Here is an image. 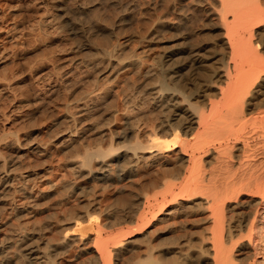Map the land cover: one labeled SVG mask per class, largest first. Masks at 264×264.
Returning <instances> with one entry per match:
<instances>
[{
	"label": "bare ground",
	"instance_id": "bare-ground-1",
	"mask_svg": "<svg viewBox=\"0 0 264 264\" xmlns=\"http://www.w3.org/2000/svg\"><path fill=\"white\" fill-rule=\"evenodd\" d=\"M25 2L41 11L35 20L38 26L52 31L63 21L61 15L48 12V7H58L55 0ZM81 3L76 8L87 11L88 3ZM167 4L168 23L157 16L149 43L139 36L143 41L138 38L140 45L135 47L124 37L118 44L103 46L96 58L97 67L105 64L111 73L118 64L121 73L142 81L139 92L124 99V104L133 105L123 109V131L105 129L102 135L109 137V144L76 155L70 168L77 176L86 173L118 191L128 190L124 182L129 181L133 188L128 183L132 189L115 199L117 209L106 207L105 212L97 201L92 209L105 214H97L96 221L84 205V215H75L60 203L61 197L56 199L61 193L59 172L42 180L45 176L40 184L30 181L25 162L5 153L7 145L18 150L28 145L26 133L8 129L12 136L6 140L3 127L13 110L0 108V264H264V0ZM1 5L3 61L5 42L18 43L23 33ZM130 15L125 7L121 22ZM50 59L41 60L30 75L39 67L41 75L53 72L57 65ZM13 83L2 78L3 94ZM99 90L87 95L85 91L71 107V128L62 145L78 140L82 120L103 96ZM116 111L109 114L108 123L117 118ZM27 147L39 155L53 151L39 142ZM54 166L46 168L49 174ZM51 199L54 203L49 205ZM47 203L42 208L48 211L47 222L39 229L28 227L29 210ZM123 223L129 225L120 229ZM88 230H93L92 238L82 243ZM72 248L77 253L68 256Z\"/></svg>",
	"mask_w": 264,
	"mask_h": 264
},
{
	"label": "rangeland",
	"instance_id": "rangeland-1",
	"mask_svg": "<svg viewBox=\"0 0 264 264\" xmlns=\"http://www.w3.org/2000/svg\"><path fill=\"white\" fill-rule=\"evenodd\" d=\"M25 1L27 0L0 1V4L2 3V9L7 14V17L9 20L12 19L10 22L14 21L15 24H17L19 34L23 33L21 34V38H16V41H19L18 43L15 41L11 43L9 41L5 42L6 49L3 56L5 57L7 55L8 58L6 56V60L2 57L3 61H1L0 58V81L3 77H8V79L14 82L8 94H3L0 89V108L3 107L4 109L6 107L8 109L5 108L4 110H13L12 115L8 118L10 120L9 124H6L7 126L5 125V127H3L4 131H2L5 133V138L7 137L6 140H8L9 138L11 139L12 136L8 134V129L10 131H14V129L16 131L17 129L22 136L26 133L25 141H29L28 145L32 142L45 143L48 147H51V151H53L49 155H39L30 152L27 147L28 145H25L24 148L19 150L16 149L14 145L13 147L7 145L6 148L8 150L6 149L7 151L5 153L8 157L25 162L27 172L30 173V181L40 184L42 180H46L48 177L51 179L54 178L59 172L58 179L60 181V191L63 194L58 193L56 199L58 200V198L61 197L60 203L62 205L64 204L63 206L66 208L68 205V208L70 207L69 209H71L72 213L75 215H82L84 213L82 206H86V209L88 208L87 210L94 215L92 219L96 221V219H99L105 214L104 211L106 212V210H108L107 208L113 206L117 209L116 203L114 202L115 199L123 197L125 192L132 189L133 186L129 181L124 182L125 186L127 185L126 188L125 186L124 188L128 190H119V192L117 186L99 179L93 181L86 173L85 175L77 176L70 168H72L71 166H73V163L78 160L76 157L82 156L86 149H92L98 146L106 147V145L109 144V137L102 135L106 132H104L105 129L107 130L109 127L119 133L123 131V128L126 126V124L123 123V121L125 122L126 116V112L123 109L125 105L128 106V108L133 105L130 101V103L128 102L129 104H124V99L130 95H136L142 87V81L139 77L131 73L130 78L129 74L121 73V70H117L119 68L118 64L113 67L114 70L112 69L111 73H109V66L105 64H98V68L96 65L98 61L100 62V60H98L101 54L100 49L103 46L105 47L113 43V41L118 44L122 40H125V38H129V42L135 47H137V44L138 46L140 45V37H146L143 38V40L145 39V44L149 43V38H151L157 26L158 21H156V18L159 17L158 20L163 19V23L169 18V11L168 8H166L169 0H55L56 2L53 4L58 5V7H48L50 8L48 12H53L63 17H61V21L63 20L60 22L61 26L59 25L57 29L54 28L57 32L53 31L54 29L51 31L52 28L47 25L38 26L35 20L38 19L39 14L41 15V11L35 12L34 8L32 6L30 7ZM32 1L35 2V5L41 0ZM81 2L83 5L84 3L86 5L88 3L87 11L81 12V9L78 7L77 10L76 6ZM49 6H51L50 2ZM125 7L132 16L130 15L129 18L126 17L123 23L121 22V17L123 16ZM190 9L191 8H189V10ZM79 10L80 12H78ZM164 19H166L165 22ZM167 23L168 21L166 24ZM124 25L128 27L126 32L123 31ZM36 26L39 31L38 29L36 30ZM164 26L165 25L162 27ZM54 33L55 37H52ZM147 36L150 37L148 38ZM50 58L56 61L57 68L51 73L47 72L46 75L43 74V76L40 73L41 68L39 67L35 74L34 72L32 73L34 74L32 75L33 78L30 73L35 67L41 64V60L43 62H50ZM39 76L41 77L40 80L38 79ZM106 89L107 93L105 92ZM92 90H102L101 96L103 95V99H100L99 105L97 106L98 108L91 109V114L89 113L90 115L88 114L86 116L89 117L82 120L80 126L82 125L84 127L83 130L76 135L78 140L72 143L73 145H62V143H64L63 140L68 138V128H71V121L68 116L72 110L71 107L76 104L77 100L85 97V91V95H87V93ZM3 98L5 99L3 100ZM115 110H117L114 113L115 115L117 114V118L114 117L115 120L112 118V122H109V124L107 120L109 114ZM13 119L15 120L12 122ZM6 127L7 129H5ZM22 141L24 142V140ZM116 141L118 140H114V142ZM6 143H8V141ZM73 159L74 161L72 162ZM49 166H54V170L57 169L58 171L53 170V174H49L50 172L48 173L46 169ZM56 172L57 174H55ZM44 177L45 179H42ZM72 183H74V185ZM128 183H130L132 188L130 186L128 187ZM66 200L70 203V206L66 203ZM97 201L100 202L101 209H104V211L92 209L94 207L91 205L93 203L98 204ZM73 202L74 204H72ZM53 203L54 200L51 199L49 205ZM86 204L89 205L87 206ZM43 205L44 206L41 205L37 208V210H29L25 218L30 221L28 227L39 229L41 225L47 222L48 217L46 215L48 211H42V208H45L48 203ZM90 206L91 208L89 209ZM97 214L99 218H96ZM58 218L62 219L61 216ZM59 223H62V221L60 220ZM125 224L126 223H123V225L121 224V227L119 225L116 226H119L120 229L123 227L124 229L129 225ZM116 226L113 228L115 231L118 229ZM92 233L93 230H88L83 233L82 243L90 242V238H92L90 234ZM72 253H77V250L72 248L67 254L71 256L73 255ZM71 264L75 263L72 262Z\"/></svg>",
	"mask_w": 264,
	"mask_h": 264
}]
</instances>
